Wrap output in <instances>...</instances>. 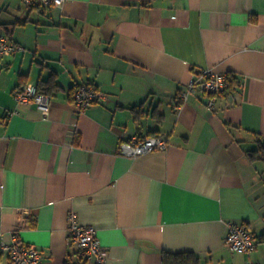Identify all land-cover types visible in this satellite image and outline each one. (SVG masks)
Instances as JSON below:
<instances>
[{
	"label": "crops",
	"instance_id": "crops-1",
	"mask_svg": "<svg viewBox=\"0 0 264 264\" xmlns=\"http://www.w3.org/2000/svg\"><path fill=\"white\" fill-rule=\"evenodd\" d=\"M1 36L23 49L0 58V244L16 232L40 264H98L69 239L75 212L105 264H163L164 251L264 264V164L247 154L264 139V0H0ZM204 69L239 83L211 109L200 91L180 103ZM50 77L47 114L15 99ZM82 84L103 96L80 110ZM138 132L167 148L122 155ZM231 223L249 226L254 251L226 244Z\"/></svg>",
	"mask_w": 264,
	"mask_h": 264
},
{
	"label": "built area",
	"instance_id": "built-area-1",
	"mask_svg": "<svg viewBox=\"0 0 264 264\" xmlns=\"http://www.w3.org/2000/svg\"><path fill=\"white\" fill-rule=\"evenodd\" d=\"M24 2L28 6L59 7L65 0H24ZM22 49L13 40L5 36L0 37V58ZM228 85L229 73L204 69L190 82L187 90L180 94V103L186 101L191 93L200 91L207 96V106L211 109ZM102 96L98 88L91 84L79 85L73 93L74 103L80 110L100 102ZM14 97L20 103H34L44 114H47L51 108V96L40 92L38 85L20 86L14 91ZM167 146L168 138L164 135L151 136L138 132L122 142L120 153L135 157L156 150H164ZM68 236L77 246L82 257L94 258L98 264L106 263L108 251L100 242L97 228L81 223L75 212L69 215ZM226 244L235 252L251 253L257 247V240L253 231L245 223H231ZM0 251L7 253L10 264H40L43 259L42 251L36 245L21 242L16 232L12 242L0 244Z\"/></svg>",
	"mask_w": 264,
	"mask_h": 264
},
{
	"label": "trees",
	"instance_id": "trees-1",
	"mask_svg": "<svg viewBox=\"0 0 264 264\" xmlns=\"http://www.w3.org/2000/svg\"><path fill=\"white\" fill-rule=\"evenodd\" d=\"M239 83L238 77L234 73H229V85L227 89L225 90L224 93H227V91L232 90L233 88L236 87V85ZM58 85L56 82L55 78L50 77L46 81H40L38 83V89L40 92L47 93L49 95L52 94L53 89ZM76 88L73 90V93L75 92ZM72 93V100L74 101ZM144 103H141L140 105L134 107L137 111V117L141 114L142 108L141 106ZM257 146L256 148L250 149L247 151V154L249 158L254 161V162H262L264 164V139L260 138L257 141ZM35 224V222H34ZM262 238H264V234L262 235ZM2 251H0V256H1ZM163 264H203L202 259L195 253L193 252H168L164 251L163 252Z\"/></svg>",
	"mask_w": 264,
	"mask_h": 264
}]
</instances>
